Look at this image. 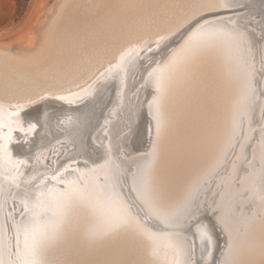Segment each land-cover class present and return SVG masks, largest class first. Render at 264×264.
Masks as SVG:
<instances>
[{
  "label": "bare ground",
  "instance_id": "6f19581e",
  "mask_svg": "<svg viewBox=\"0 0 264 264\" xmlns=\"http://www.w3.org/2000/svg\"><path fill=\"white\" fill-rule=\"evenodd\" d=\"M209 1L211 0H57L45 21L35 26L30 47L17 51L0 50V124H8L7 133L2 134L4 144L0 145V178H4L0 184V207L4 205L7 195L5 183H12L14 186L17 184L12 182L13 175L19 178L26 174L32 178L40 172L45 174L44 170L47 168L48 172L54 168L53 177L56 178L59 168L56 163L62 158L75 159L72 157L74 154L67 155V149L69 146L75 149L76 146L67 147L69 140L59 139L62 136L59 132L64 129L62 126L68 128L61 122L64 117L84 116L75 125L76 129L79 126L86 127L80 137L82 159H79L84 161L83 158L86 157L94 161L97 155L100 157L96 164H89L87 167L77 166L78 163H75L74 170L83 172L79 176H84L94 168L95 174L101 173L108 177L117 175L113 139L117 138L121 144H126L123 149L126 153L132 150L128 158H122L128 166L133 164L135 167L136 171L130 178L131 184L127 186L130 175L125 174L123 169L119 176V190H115L116 195H110L112 192L109 190L106 192L108 198L101 199V188H93L91 190L95 191L97 199L94 203H88L89 208H93L89 213H93L90 218L98 221L94 229L105 226L108 218L115 220L118 216L126 217L129 227L95 241L88 238V234L94 229L86 230L82 226L73 233L70 229L71 234L68 235V232L69 237L64 241L61 237L66 230L62 229L60 239L52 242V249H58L59 252L63 250L61 253L65 254L64 264H178V260L184 258L178 255L173 240L182 239L185 233L190 236L187 239L188 246L190 252L194 253L189 258L197 261V264H222L223 260L225 263L229 262L227 256L231 251V235L237 227V223L233 222L236 215L233 202L240 196V189L232 188L231 182L239 175L238 167L247 164L241 157L247 149L245 144L237 146L238 154L232 159L233 166L229 174L224 178L218 177L219 180H225L223 182L227 185V190L221 196L223 210L220 219L223 227L230 232V237L222 227L223 235H220V229L212 225L214 221L208 215L206 218L209 217V220L200 222L207 226L212 238L211 246L207 240L203 243L198 241L193 246L195 220L188 225L189 231L181 233L170 230L175 225L158 218L149 206L147 208L137 203L130 196L131 187L129 189V186H133L140 195L147 179L156 191L163 194V198L155 203L166 217L174 212L179 214V220L192 217L193 210L187 211L186 202L190 201L192 204L197 189L204 188L200 184L201 179L215 178L217 168L232 158L228 152L231 147L236 148L235 136L241 132L239 116L246 115L247 126H251L252 130L257 129L259 142L251 148L253 161L248 164L250 173L240 175L242 187L251 190L253 194L255 192L260 195L264 192V130L254 127L248 117L259 104L264 106V95L260 98L261 101L256 99L252 85V81H256V89L264 93V77L260 84L256 77L254 79L257 71L264 68L257 70L250 64L256 54L253 56L246 45L245 36L248 33L246 35L238 26L227 24L222 19L213 23L211 17H205L208 12L205 18H197L205 12L204 5ZM226 3L230 7H225ZM218 4V8L210 9L213 12L222 10L217 13L220 15L231 8H234V11L231 10L235 13L234 16L251 14L247 26L250 23L251 28L252 24L259 25V29L256 27L257 30H254L261 31L264 35V0H219ZM187 24H191L190 28L187 32H182L180 29ZM205 24L231 31L228 35L213 37L208 35L212 30L205 29L203 34L194 35ZM161 37L165 39L160 41ZM263 38L264 36L261 41H264ZM146 40L155 42V47L148 50L151 52L149 57L148 54L141 56L138 50ZM157 41H160L159 46ZM132 42L136 44L130 45ZM130 50L134 51L122 60V55ZM165 55L167 56L161 65L150 68L154 59L159 61ZM125 64L130 65L127 75L121 72V67ZM103 68H107L109 73L116 70L118 77L109 76L107 81L102 80L96 84V80L102 78L98 75ZM46 71L53 74L48 94L44 93L45 85L32 79ZM142 74L146 78L144 76L141 79ZM24 80L26 85L20 83ZM138 82L141 83L138 90L130 95L124 94V83L131 90ZM119 97L125 108L115 121V129L121 131L120 135L116 137L113 134L108 146H98L94 136L97 135L98 138L100 132L95 134L94 128L104 122L106 114L115 108ZM10 106L15 110L12 113L7 109ZM123 122H126L128 129L122 128ZM33 124L34 129L31 128ZM112 124L114 123H111V127ZM111 129L109 130L112 131ZM249 130L244 133L245 137L249 135ZM55 148L58 149L57 153ZM145 151V156H138ZM59 154L62 156L58 158ZM66 164L67 161L62 163L64 166ZM8 168L17 173L7 172ZM93 173H89V178L95 176ZM121 188L124 191L122 194ZM74 189L75 187L72 190ZM58 190L60 189L42 184L37 188L25 189L29 212L38 207L37 199L42 193L51 194ZM135 196L138 195L135 193ZM261 199L262 205H257L256 209L264 213V198ZM255 200L253 197L239 198V203ZM85 206L86 204L83 207ZM246 213L244 210L238 212L239 222L243 227L240 229L256 237L260 246L264 245V217L255 221V217ZM73 217L75 218L74 215L71 216ZM198 217L199 213L192 218L198 220ZM80 220L81 218L78 221ZM12 221L8 219L6 224L0 213V264L8 263L4 234L8 229L12 232V226L17 224L16 220L15 224ZM161 224L169 226L168 231L157 232ZM144 233L152 234L155 239L149 240ZM10 242L13 248L17 247L16 236L11 235ZM51 263L53 264H49Z\"/></svg>",
  "mask_w": 264,
  "mask_h": 264
},
{
  "label": "rangeland",
  "instance_id": "374dc122",
  "mask_svg": "<svg viewBox=\"0 0 264 264\" xmlns=\"http://www.w3.org/2000/svg\"><path fill=\"white\" fill-rule=\"evenodd\" d=\"M56 1L57 0H0V50L5 51L7 49L6 51H17L21 48L30 47L31 46V36L33 34V30L35 29V26L36 25L39 26L45 21L46 16L52 11L53 6L55 5ZM218 1L219 0H211L207 4H205L204 8H203V11H205L204 12L205 14L204 13L202 15L200 14L197 18H199V19L203 18L205 15H207L206 13L208 12V15L210 13L212 15L210 14L209 16L207 15L205 17L206 18L211 17V20L213 21V23H217L222 19L227 24H235L246 35L248 33V36H245L246 37V45L248 47L249 52H251L253 54V56H254V54H256V58H253L254 60L251 61L250 64L252 67H256L254 69H257V70L264 68V66H263L264 65V63H263L264 62V41H261V38L264 35H262L261 31L256 32L257 28L259 29L260 26L259 25L256 26V25L252 24V28H251V23L249 26H247L249 24L248 20H249V16L251 14H240V15H237L238 17L234 16L235 13L232 12V11H234V8H231V10L233 9L232 11L230 9H226V11H225L226 13H223L222 15L217 14V13L221 12L222 10H219V11L214 10L216 12V14L214 15L215 12H213V10H211V9H212V7H213V9L218 8V6H216V4L219 5ZM231 1L235 2L236 0H231ZM243 1L244 0H241V2H243ZM213 4H214V6H213ZM208 10L211 12L209 13ZM200 11H202V10H200ZM257 12L260 13V11H257ZM229 15L232 18H230ZM191 23H192V21H191ZM236 23H238V24H236ZM189 25H191V24H187L185 26L186 28L182 27L180 30L182 32H187L188 31L187 29L190 28ZM245 28H247V29H245ZM254 29H256V30H254ZM246 30H248V31H246ZM249 31H250V33H249ZM252 32H253V34H252ZM164 33H166V32L164 31ZM160 34H163V33L160 32ZM160 34L158 33L157 35H160ZM182 39H184V37ZM263 40H264V38H263ZM134 44H136V42L130 43V45H134ZM154 47H155V42L153 40H148V42L146 40V43H144L142 46H140L139 47L140 49L138 48V50H139L141 56L145 57L148 54L147 57H149L151 52L150 51L148 52V50L153 49ZM166 56L167 55H165L163 58H159V61H156V59H154V61H152L154 63L150 62L152 64L149 63L150 65L149 64L148 65L150 66L151 69L153 67L159 66L163 63V60ZM259 62L262 65H260ZM115 63L116 62L114 61L113 64H115ZM106 69L107 68L101 69V72L99 73L98 77H102V78H99L98 80H96V84H99L100 82H102V80L107 81L108 79H106V78H108L109 76L110 77L112 76L114 78L118 77L119 73L116 72V70L114 72L109 73L108 69L107 70ZM129 70H130V65H128V64H125L121 67V72L123 74L125 73L127 75ZM149 71H150V69H149ZM102 74H103V76H100ZM52 75H53L52 73L46 71L42 75H37V76L33 77L32 79H34L33 80L34 82H40V84L45 85L46 88L44 90V93L48 94L49 89L52 86L50 84V82H52V80H53ZM144 76L145 75L142 74L141 79H143ZM255 77L257 78V80H259L258 84H260L261 79L264 77V70L257 71V73L254 76V79H255ZM145 78H146V76H145ZM25 82H26V80L21 81L20 83H22V85H26ZM258 84H257V86H258ZM140 85H141V83L138 82V83H136L135 86L132 87L131 90H129L128 87H126V83H124V94L130 95L133 91L138 90L137 88H138V86L140 87ZM252 85L254 87V97L256 99H258L259 101H261L260 98H262L264 93H261L260 90L256 89V81L255 82L252 81ZM38 88H39V86H38ZM53 93H55V92L53 91ZM258 93H260L259 96H258ZM25 95H27V94H25ZM133 100H134V98H133ZM263 105H264V100H263ZM11 108H12L11 106L7 108L8 112H10V113L15 111ZM121 110H125V108L123 107V102L121 101V98L119 97L116 100L115 108L110 113L106 114V117L104 118V122L101 125H99L98 127L94 128L95 134L98 131L100 132L98 138H97V135L94 136L95 142L98 143V146L106 147V146H108V142L110 141L113 134L116 137L120 135L121 131L119 132L118 129H115L116 128L115 121L120 116L121 112L123 113V111H121ZM127 112L129 113L130 109L127 110ZM74 117L75 116L73 115V116H69V117L68 116L64 117L62 119L61 122H63L65 125H67L68 128H66L65 126H62V127H64V129L60 130L63 132H59V135H62L61 138H59V139H61V141L69 140L67 142L68 145L66 144L67 147L69 145L76 146L75 149H73V147H71V146H69V148L67 149V152L69 153V154L67 153V155L74 154V156H72V157H74L75 159L66 160V158H62V160L57 162L56 164L59 168L56 166V168H58L56 171L58 173L56 178L53 177V173H54L53 169L54 168L51 169V171H50L51 173L48 172V168H47L46 170H44L45 174L43 172H40L38 174L33 175L34 178L33 177L30 178V177H28L29 175H26V174L21 175V177H19V178L17 176L13 175L12 182L15 184L17 183L16 186H14L12 183H5V193L7 195H6L5 200H4L5 203L3 202L4 205L0 207V213H1V216L2 215L4 216L6 224L8 223V219H10L11 221L13 220L12 221L13 224H15V222H17V224L12 226V232L10 231V229H8L7 232L5 233L6 235L4 234V239H5L4 250L6 252V256L8 259L7 260L8 263H5V264H23V260H24L23 252H24V246H25V237H24V234L22 231L18 232V225H20L22 222H26L27 219L31 215V213L28 210V202H26V200H25V198L28 196L24 193L25 189H27V188L30 189V188H35V187L37 188L38 185H41V184L44 186H49V187H54V188H59V189H69V188L73 189L74 187H75V189H77L79 187L80 189L88 188L91 190L93 188L100 187L101 190L99 193L102 196H100V195H98V196L102 197L101 199H106V198H108V196H107L108 194L106 193L107 191L111 190L112 193H110V195L114 196L115 190H119V185H118V183H120L119 182V176L123 172V169L126 172L125 174L128 175V173H129V175H130L129 176V183L127 184V186L131 184L130 178H131V175L134 174L136 171L134 169L135 167L133 164H130L128 166V163L126 161H123L122 158H128L130 153L132 152V150H128L126 153L123 150V149H125L126 144L124 145L123 142L121 144V141L119 142L118 140H116L117 138L113 139V152H114V157H115L114 162L115 163L117 162L116 164L118 165L117 175L114 177H108L107 175L101 174V173L95 174L93 172L96 171V168H94L90 172H86V174H84V176H82V175L79 176V174L83 173V172H81L79 169L74 170V167L76 166L75 163L76 164L78 163L77 166L87 167L89 164H94V163L96 164V162L100 160V157L97 155L96 157H98V159L95 157L97 160L94 158V161L91 160V158H90V160H88L86 157H85V159L83 158L84 161L80 160V159H82L81 158V149H80L81 148L80 137L85 132L86 127L79 126V128L76 129L77 126L75 127V125H77V123L80 121V119H83L84 116L80 115L77 118H74ZM248 117L250 118V122L255 125L254 127H257V128L264 130V106L262 107V105L259 104L258 108L255 111L251 112ZM71 118H73V119H71ZM239 119H240V122L242 123L241 124L242 128L240 130L241 132H239V134L235 136L236 148L231 147L229 152H228L229 154H231L232 158L227 159L224 162V165L221 164V166L219 168H217L216 173L214 175L215 178H203L200 180V184L203 185L204 188L201 189L199 187L197 189V194L193 198L192 204H191L193 206H191L190 208L187 209V211L190 212V210L195 211L196 208H199L198 220L196 218L194 219L192 217L190 219L189 218L190 216L186 217V214H185L186 218L179 220V225H180L179 227H177V226H175V227L171 226V228L169 226L168 227L170 228V230H173V231L178 230L181 233H183L186 230L189 231L188 225H191L194 222V220H195V222H197V221L201 222V221H206L209 217H211L212 220L214 221V223L212 225H214L217 229H220V232H218V233L220 235L221 234L223 235V232L220 228V227H222L223 230H225L226 233L228 234V236L230 237V232L229 231L227 232V229L225 227H223L224 224L220 219V214L222 213V210H223V207L221 205V200H222L221 196H223V193H225V191L227 190V185H226V182H223L225 180H222V179L219 180V178L220 177L224 178L227 174H229V172L232 170V166H233L232 159L235 158V156H237V154H238L237 146L240 144L241 145L245 144L247 146V149L241 155V157H242V159L245 160V163H247V164H243V165L238 167L239 175L236 176L231 182L232 188L236 187L234 189H240V196L236 199L234 198L235 200L233 202V207H234L235 212H236L235 217H233V220H234L233 222L237 223L236 224L237 227H235V233L232 232V235H231V237H232L231 238V251H230L229 255L227 256V257H229V262L227 261V263L228 264H253L258 259V261H256V264H264V259H263L264 258V245L260 246L257 238L254 237L253 235H250L246 232H242L243 227H242V224L239 222L240 216L238 215V212L240 210L246 211L247 212L246 215L251 214L253 217H255V219H254L255 221H259V220L263 219V217H264V213L262 211H260L259 209H256L258 206L262 205V203L260 202V199L262 197L261 195H263V197L261 199V200H263L264 192L262 191V193H260V195H258V193H255V192L253 194V192L249 189H247V190L244 189L242 187V180H241V176H240L242 173H244V174L250 173V166L248 164L252 163V161H253V157L251 155V148L255 147L256 144L259 142V135L257 133L256 128H254L252 130L251 126H247L248 123L245 120L246 115H240ZM111 123H114V124H112V127L114 129L111 127ZM123 124H122V128L123 127L126 128V126H127L126 122H123ZM74 127H75V129H73ZM109 129H111L112 131H110ZM126 129H128V128H126ZM247 129L248 130L250 129L249 130L250 133L247 137H245L244 133H246ZM7 131H8V124L7 123H1L0 124V145L1 146L4 144V137L2 136V134L7 133ZM59 145H61V144H59ZM61 146L63 147L64 145L62 144ZM122 146H124V147H122ZM71 148L74 151L70 153V151L72 150ZM54 150L57 153L58 149L55 148ZM56 153H55V155H56ZM146 153H147L146 151L141 152V153H139L138 156L139 157L141 155L145 156ZM76 154H77V157L75 156ZM51 156H53V154ZM57 156L59 158L60 156H62V154H59ZM52 160H53V158H52ZM66 161L68 164H66V166L62 165V163L64 164V162H66ZM89 162H91V163H89ZM8 171L12 172V173H17V172H13V171L9 170V168H8L7 172ZM89 173H93V174H95V176H93L92 178H89V176H90ZM125 177H126V175H125ZM263 177H264V175H263ZM16 178H18V181ZM59 178H60V180H59ZM152 179H153V177H152ZM3 180H4V178L1 177L0 178V184H2ZM218 181H219V183H218ZM209 182L210 183L212 182L213 184L211 183L209 185ZM262 182L264 185V181H262ZM87 183H88V185L86 186ZM92 183H93V185H92ZM110 183L114 184V186L111 185ZM214 186H216V187H214ZM225 186H226V188H225ZM130 187L132 190L130 189ZM129 189L131 190L130 196L133 197V199L136 200L137 203L144 205V207L148 208V205H146L144 203V201L140 198V195L138 194L137 190L133 189V186H129ZM122 192L124 193L123 189L121 188V194H122ZM135 193L138 196H135ZM205 194H206V196H205ZM250 195H252V196H250ZM257 195H258V197H257ZM259 196H261V197H259ZM252 197L256 200L255 201H248L244 204L239 203V198H252ZM39 198H40V196L38 197V199ZM38 199H37V203H36L37 206H38ZM197 200H198V202H197ZM82 205L84 206L85 204H79V206L73 205L70 208V209H72L73 212L70 209L68 210L69 212L71 211L70 213L68 212L70 214V216H67V218L65 219L66 222L63 224V230L64 231L66 230V231L65 232L62 231L63 234L61 233L64 237L63 236L61 237V235H60V237L63 239V241L66 240L65 238L69 237V236H67V233L69 232L68 235H70L71 230H72V233H73V231L77 232L82 226L86 230H93L96 227V224H98L97 223L98 221L96 218L95 219L93 218L94 220L90 218L93 216V213H91V214H89V213H90V211L91 212L93 211V208L92 209L89 208L88 204H86L85 207H83ZM82 214L87 216L86 218H88L90 220H88V219L86 220V218H84L85 216ZM202 214H205V215L202 216ZM49 215H51V213ZM73 215L75 216L77 221H75L74 217H73L74 220H73V218H71V216H73ZM79 215H81L82 217ZM206 215H208L209 217L206 218ZM80 218H81V220L78 221ZM83 218H84V220H83ZM106 219H107V217H106ZM71 220L73 222H77V224L73 223ZM111 220H114V219L113 218L107 219V221H111ZM188 221H189V223H188ZM71 222H72V224H71ZM65 224H67V225H65ZM73 224L76 227L72 226ZM77 225H78V227H77ZM66 226H68L69 228ZM71 226L73 228H70ZM64 227H66V229ZM168 227L163 226V224H161L160 226H158L159 231H157V232L168 231L167 230ZM240 228H242V229H240ZM67 230H70V231H67ZM185 234L186 235L183 234L182 239L187 235H188L187 239L190 238L188 233H185ZM11 235H13V237L14 236L17 237V247L16 248H13L10 245ZM60 237H59V239H60ZM59 239H56V240H59ZM6 245H7V247H6ZM224 246H225V243L223 244V247ZM7 248L11 251H9ZM18 248H19V251H18ZM52 251H54V252H52ZM62 251L63 250H60V252H59L58 249L53 250L52 249V243H51L49 246H47L44 249L43 259L46 262V264H49L50 262H53V264H62V263L64 264L65 254L63 255V253H61ZM9 252H10V254H9ZM55 252L56 253L58 252L57 253L58 255ZM50 254L54 255V256H51ZM60 254H61V256H60ZM55 255L57 257H55ZM260 256L263 258H261ZM49 257L51 258V260L53 258L54 259L51 261V260H49L50 259ZM189 257L192 258V255ZM189 257H187V258L190 259ZM56 261H58V263H54ZM200 263L201 262H199L198 264H200ZM227 263H225L224 260L222 261V264H227ZM174 264H176V263H174ZM201 264H203V263H201Z\"/></svg>",
  "mask_w": 264,
  "mask_h": 264
},
{
  "label": "snow or ice",
  "instance_id": "6c2138e0",
  "mask_svg": "<svg viewBox=\"0 0 264 264\" xmlns=\"http://www.w3.org/2000/svg\"><path fill=\"white\" fill-rule=\"evenodd\" d=\"M225 7H230L229 4H225ZM205 29H211L208 33L210 36L228 35L231 30H225L223 27L217 29L215 25L205 24L201 25L200 29L194 35H201L205 32ZM165 37H161L160 41ZM160 41H157L159 46ZM132 51L122 55L123 60L125 56H130ZM31 128H35L33 124ZM264 181V177H262ZM140 198L146 205L149 206L151 211L160 219L166 220L168 224L179 227V214L172 213L169 216H165V213L156 205V201L163 198V194L156 191L149 180H145L143 191L140 193ZM97 199L94 190L80 189L75 190L60 189L54 191L51 194L42 193L38 199V207L31 210V215L26 222H22L18 225V232L22 231L25 237L24 246V260L23 264H46L43 259V251L54 240L58 239L62 233L63 224L68 215V210L73 205L94 203ZM191 202H186L185 208H190ZM42 209V210H41ZM51 213V215H49ZM199 213V208H196L192 212L191 216L194 217ZM191 219V217H189ZM54 222V223H53ZM227 226V221L225 222ZM129 227V222L126 217L118 216L115 220L107 221L105 226L98 227L88 234V238L92 241L106 238L110 235L118 233L121 230H125ZM149 240H154L155 237L150 233H144ZM204 240L208 241L211 246L212 238L208 233L207 226L196 222L195 231L192 235L193 246L199 241L203 243ZM173 246L176 248L177 253L184 259L178 260V264H197L194 259H188L187 257L194 255L190 252L187 236L183 239H174ZM19 251V248H18Z\"/></svg>",
  "mask_w": 264,
  "mask_h": 264
}]
</instances>
